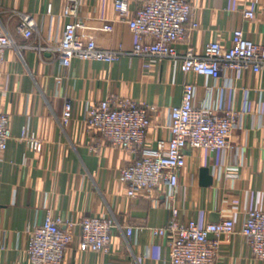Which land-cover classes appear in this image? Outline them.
Wrapping results in <instances>:
<instances>
[{
  "label": "crops",
  "instance_id": "crops-1",
  "mask_svg": "<svg viewBox=\"0 0 264 264\" xmlns=\"http://www.w3.org/2000/svg\"><path fill=\"white\" fill-rule=\"evenodd\" d=\"M78 16L62 14L67 0H0V28L4 27L16 46L5 52L0 82V111L11 118L12 138L0 152V264H32L26 254L30 230L41 224L50 211L64 219L79 220L86 214H106L117 219L110 253L80 249V228L62 264H170L169 239L157 236L152 227L163 226L169 211L158 198L131 199L120 181V170L132 159L129 152L104 144L94 151L96 132L87 128V104L114 94L157 106L146 144L154 147L158 138L168 139L169 111L180 104L183 84L197 86L196 105L232 107L240 114L233 132V150L187 147V165L180 174L176 204L180 219L218 221L233 216L236 232L222 237L218 264H264L253 257L241 234L247 211L264 208V69L260 72H225L219 78L184 73L177 60L122 55L113 62L74 59L61 66L53 50L34 46L56 43L68 22L78 21L85 34L99 46L132 49L136 37L117 13L114 0H71ZM133 13L144 0H128ZM194 18L200 27L178 47L190 42L198 52L220 40L232 44L233 30L264 44V0H192ZM244 9L255 12L245 18ZM22 13L31 14L37 30L30 38L16 32ZM112 24L111 31L100 29ZM75 102L69 125L60 123L65 98ZM24 128L43 139L35 152L20 139ZM208 167L210 186L200 183V169ZM236 168V177L228 176ZM217 221V222H218ZM134 232L127 235L126 226ZM213 237V236H211Z\"/></svg>",
  "mask_w": 264,
  "mask_h": 264
},
{
  "label": "built area",
  "instance_id": "built-area-1",
  "mask_svg": "<svg viewBox=\"0 0 264 264\" xmlns=\"http://www.w3.org/2000/svg\"><path fill=\"white\" fill-rule=\"evenodd\" d=\"M74 2L67 0L63 15L79 17ZM114 6L135 34L132 49L99 46L93 35L82 32L83 25L78 21L68 22L55 44L34 47L55 51L58 63L64 67H69L74 59L110 63L128 54L177 60L184 73L208 75L215 79L225 72H260L264 69V44L247 37L240 27L233 30L230 47H225L220 40H213L201 52L190 42L184 51L179 50L178 45L200 27L199 20L194 18L192 0H144L133 13L128 0H114ZM243 15L253 19L256 14L244 9ZM99 28L111 31L113 25L105 24ZM36 30L35 18L22 13L16 32L30 38ZM13 46H16L15 42L7 30L0 28V82L5 52ZM196 92L195 82H184L180 104L172 106L169 111L171 135L168 139L158 138L154 147L146 144V138L157 106L111 94L87 104L84 111L87 128L97 134L92 146L94 151L108 144L131 154L132 159L119 174L127 196L131 199L164 196L162 204L169 211L167 222L151 229L155 235L169 239L170 264H218L222 237L229 238L236 232L232 215L206 223L194 218L180 219L175 192L180 184V174L187 165L185 149L233 150L232 135L240 120L239 112L229 106L220 110L211 104L197 106ZM74 111V100L65 98L60 119L63 127L69 125ZM12 136L10 115L0 111V152L7 148ZM20 139L35 152L43 149V139L27 128L23 129ZM236 175V168H230L228 176ZM117 225V219L106 214H86L79 220H67L49 211L44 221L30 230L26 254L32 264H62L77 226L80 228L81 250L110 253ZM133 232V226H126L127 235ZM240 232L253 257L264 260V208L249 209Z\"/></svg>",
  "mask_w": 264,
  "mask_h": 264
},
{
  "label": "water",
  "instance_id": "water-1",
  "mask_svg": "<svg viewBox=\"0 0 264 264\" xmlns=\"http://www.w3.org/2000/svg\"><path fill=\"white\" fill-rule=\"evenodd\" d=\"M200 183L202 186H210L213 183V176L210 174L208 167H202L200 169ZM210 221L217 222L218 217L215 212L211 213Z\"/></svg>",
  "mask_w": 264,
  "mask_h": 264
}]
</instances>
